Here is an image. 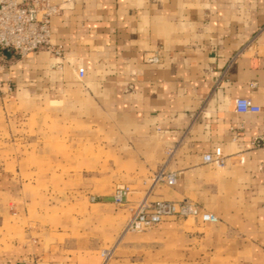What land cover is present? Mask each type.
<instances>
[{
    "label": "crops",
    "instance_id": "obj_1",
    "mask_svg": "<svg viewBox=\"0 0 264 264\" xmlns=\"http://www.w3.org/2000/svg\"><path fill=\"white\" fill-rule=\"evenodd\" d=\"M51 3L62 53L0 56V105L72 121L115 171L91 221L63 224L61 241L0 250V264H264V0ZM237 98L259 111L237 113ZM219 146L227 164L206 163ZM159 172L176 183L151 186ZM119 184L132 188L123 204ZM144 199L218 220L171 216L127 231Z\"/></svg>",
    "mask_w": 264,
    "mask_h": 264
},
{
    "label": "rangeland",
    "instance_id": "obj_2",
    "mask_svg": "<svg viewBox=\"0 0 264 264\" xmlns=\"http://www.w3.org/2000/svg\"><path fill=\"white\" fill-rule=\"evenodd\" d=\"M14 112L23 111L0 105V250L61 241L67 234L55 230L63 224L91 221L97 202L110 192L108 176L115 171L108 166L110 156L85 142L72 121L53 119L45 111L31 118ZM120 187L132 191L129 184H119L113 199ZM81 209L86 216H77Z\"/></svg>",
    "mask_w": 264,
    "mask_h": 264
},
{
    "label": "built area",
    "instance_id": "obj_3",
    "mask_svg": "<svg viewBox=\"0 0 264 264\" xmlns=\"http://www.w3.org/2000/svg\"><path fill=\"white\" fill-rule=\"evenodd\" d=\"M59 8L51 0H0V56L7 53L23 56L30 52L49 49L56 54L62 53V47L55 45L51 37V18ZM149 62H158L156 56H150ZM237 113H251L259 111L250 98L235 100ZM206 163L217 167L227 164L222 147H216L211 153L203 156ZM154 182H166L169 185L176 183L175 173L159 172L154 176ZM131 190L129 187H120L114 195V202L124 203ZM171 216L199 217L204 222H217L216 215L201 210L191 203L171 201H151L144 199L140 203L134 216L127 224V231H144L157 226L163 219ZM103 255L108 257L109 251Z\"/></svg>",
    "mask_w": 264,
    "mask_h": 264
},
{
    "label": "water",
    "instance_id": "obj_4",
    "mask_svg": "<svg viewBox=\"0 0 264 264\" xmlns=\"http://www.w3.org/2000/svg\"><path fill=\"white\" fill-rule=\"evenodd\" d=\"M7 54H10V53H7Z\"/></svg>",
    "mask_w": 264,
    "mask_h": 264
}]
</instances>
